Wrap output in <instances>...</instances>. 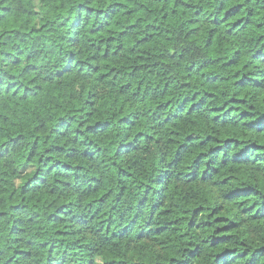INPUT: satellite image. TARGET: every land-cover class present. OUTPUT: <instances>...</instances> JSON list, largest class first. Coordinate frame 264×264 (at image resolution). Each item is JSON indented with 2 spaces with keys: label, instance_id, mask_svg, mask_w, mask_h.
Segmentation results:
<instances>
[{
  "label": "trees",
  "instance_id": "trees-1",
  "mask_svg": "<svg viewBox=\"0 0 264 264\" xmlns=\"http://www.w3.org/2000/svg\"><path fill=\"white\" fill-rule=\"evenodd\" d=\"M0 264H264V0H0Z\"/></svg>",
  "mask_w": 264,
  "mask_h": 264
}]
</instances>
